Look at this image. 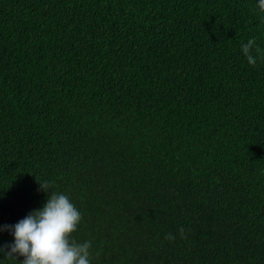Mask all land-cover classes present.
Instances as JSON below:
<instances>
[{
    "label": "trees",
    "instance_id": "trees-1",
    "mask_svg": "<svg viewBox=\"0 0 264 264\" xmlns=\"http://www.w3.org/2000/svg\"><path fill=\"white\" fill-rule=\"evenodd\" d=\"M0 264H264V0H0Z\"/></svg>",
    "mask_w": 264,
    "mask_h": 264
}]
</instances>
